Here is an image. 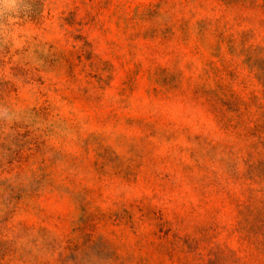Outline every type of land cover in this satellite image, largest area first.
I'll return each instance as SVG.
<instances>
[{
    "label": "rangeland",
    "instance_id": "1",
    "mask_svg": "<svg viewBox=\"0 0 264 264\" xmlns=\"http://www.w3.org/2000/svg\"><path fill=\"white\" fill-rule=\"evenodd\" d=\"M0 264H264V0L0 4Z\"/></svg>",
    "mask_w": 264,
    "mask_h": 264
},
{
    "label": "clouds",
    "instance_id": "2",
    "mask_svg": "<svg viewBox=\"0 0 264 264\" xmlns=\"http://www.w3.org/2000/svg\"><path fill=\"white\" fill-rule=\"evenodd\" d=\"M0 4H8V5H15V0H0ZM2 115V114H0Z\"/></svg>",
    "mask_w": 264,
    "mask_h": 264
}]
</instances>
